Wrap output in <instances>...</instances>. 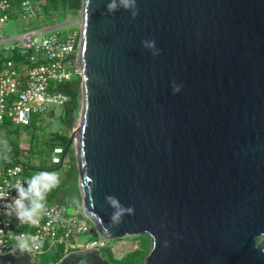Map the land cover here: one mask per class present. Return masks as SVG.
<instances>
[{
	"label": "water",
	"instance_id": "water-1",
	"mask_svg": "<svg viewBox=\"0 0 264 264\" xmlns=\"http://www.w3.org/2000/svg\"><path fill=\"white\" fill-rule=\"evenodd\" d=\"M108 2L80 0L73 22L79 109L61 155L81 214L108 240L146 235L143 264H264V0H136L135 17ZM107 195L134 214L110 224ZM46 264L114 263L78 248Z\"/></svg>",
	"mask_w": 264,
	"mask_h": 264
},
{
	"label": "built area",
	"instance_id": "built-area-1",
	"mask_svg": "<svg viewBox=\"0 0 264 264\" xmlns=\"http://www.w3.org/2000/svg\"><path fill=\"white\" fill-rule=\"evenodd\" d=\"M42 14L36 0H18L14 4L10 0H0V127L5 122L29 125L33 116L42 112L45 106L62 105L67 97L57 89L58 86L80 74L74 60L78 29L61 36L58 31L42 34L51 26L30 28L29 25L13 37L1 33V27L10 16L24 21L35 20ZM58 153L59 148L52 150L50 163L58 162ZM6 162L0 163V190L3 191H7L17 179H23L22 165ZM9 191L11 196L16 195L14 190ZM7 203V200L0 199V253L16 251V236L21 233L41 242L38 250L29 253L35 259L39 255L60 257L78 248L106 246L108 239L95 232L96 237L76 242L78 235L88 234V219L75 211L66 213L65 206L53 199L46 198V213L35 224H21L14 214H8Z\"/></svg>",
	"mask_w": 264,
	"mask_h": 264
},
{
	"label": "rangeland",
	"instance_id": "rangeland-1",
	"mask_svg": "<svg viewBox=\"0 0 264 264\" xmlns=\"http://www.w3.org/2000/svg\"><path fill=\"white\" fill-rule=\"evenodd\" d=\"M77 16L78 11L76 14L64 11L44 13L35 20L25 19L24 21L10 16L1 27V33L5 37H13L18 33L25 31L27 26L30 25V28L51 26L52 29L45 30L42 34L58 31L61 36H64L66 32L77 29L78 25L73 23L75 19H77ZM37 37L38 35L35 36V39H37ZM78 109L79 102L77 109L72 113L63 111V106L60 104H49L48 106H45V109L42 112L33 116L29 125L22 126L8 122L2 124L0 127V163H4L5 161L20 163L22 165L21 175L23 179L30 178L41 171L56 173L59 176V184L64 185L65 188H69L70 182L68 181V175L72 172L73 163L71 161L72 155L70 152L72 147L65 151L60 164H51L49 160L51 154L49 137L53 132H67V136H69L76 124ZM62 113L69 114V118L65 122H62ZM67 123L69 124V128L66 126ZM15 152H17V155L14 154ZM60 155L61 154L58 156L60 157ZM61 203L65 206L66 213H72L74 211L77 214L81 213L79 205H72L66 201ZM89 225L90 229L88 234L78 235L77 238H75L76 242H82L83 240L96 237L95 234H93L94 231L92 225L90 223ZM141 235L142 234L107 240L106 246L99 249V254L106 259L105 250L109 247L112 252L113 260H117L128 252L140 247L139 240ZM259 240V237L256 238L257 242ZM148 245L149 239L142 257H144L145 252L149 247ZM55 257V254H45L36 256V259L39 262L49 263L52 260H57Z\"/></svg>",
	"mask_w": 264,
	"mask_h": 264
},
{
	"label": "clouds",
	"instance_id": "clouds-1",
	"mask_svg": "<svg viewBox=\"0 0 264 264\" xmlns=\"http://www.w3.org/2000/svg\"><path fill=\"white\" fill-rule=\"evenodd\" d=\"M107 11L114 13L120 8L131 12L135 17L138 14L136 0H109L106 4ZM142 44L150 49H155L153 55L159 53V49L155 48L154 40L142 41ZM173 92H179L180 86L173 85ZM59 184V176L53 172L41 171L30 178L17 179L7 191L0 190V199H5L8 203L5 205L9 209V215H15V218L21 223H38V220L46 213V196L53 188ZM26 185V186H25ZM14 190L16 195L11 196L9 190ZM106 202L112 208L109 216V222L112 225H118L122 222L125 215H133L134 208L132 206L125 207L120 203L118 198L107 195ZM167 244V241H165ZM42 246L37 238L28 234H18L16 236L15 250L20 253H31L34 249Z\"/></svg>",
	"mask_w": 264,
	"mask_h": 264
},
{
	"label": "trees",
	"instance_id": "trees-1",
	"mask_svg": "<svg viewBox=\"0 0 264 264\" xmlns=\"http://www.w3.org/2000/svg\"><path fill=\"white\" fill-rule=\"evenodd\" d=\"M10 1L15 2L18 0H10ZM36 1L39 2V6L43 14L50 13V12H61V11L76 14L80 6V0H36ZM79 82H80V78L79 76L76 75L69 81L63 82L62 84L58 86L57 89L61 91L63 94H65L67 97V100L62 104L63 111L72 113L77 109L79 97H80ZM61 118H62V122H65L69 118V114L62 113ZM66 126L67 128H69L68 123L66 124ZM67 137H68L67 132H62V133L53 132L51 136L49 137V142L51 144V153L54 148H59L60 153H58L57 156L61 154L62 149L65 145V142L67 140ZM70 147L71 146H68L66 150L69 149ZM65 151L63 155H60V157L58 156L59 160L57 163H51V164H60L61 159L63 158L65 154ZM70 152L72 155L71 161L73 162L72 172L68 175V181L70 182V187L65 188L64 185L58 184L55 188H53L50 192L47 193L46 198L53 199L59 203L66 201L72 205L78 206L79 205V195H78V191L76 187V173H75V168H74L72 148L70 149ZM14 154L17 155V152H15ZM6 163L14 164V163H11L10 161H7ZM59 194H61L62 196L59 197L58 196ZM139 241H140L139 242L140 247L138 249L128 252L126 255L121 256L117 260H113V257L111 254L112 252L109 249V247H107L105 250L106 260L114 264H143L142 254L144 252V249H146L147 247L148 238L146 235L142 234L140 236ZM55 258L58 259V256H56ZM54 261L56 260H52L51 262H54ZM41 263L46 264V262H41Z\"/></svg>",
	"mask_w": 264,
	"mask_h": 264
},
{
	"label": "crops",
	"instance_id": "crops-1",
	"mask_svg": "<svg viewBox=\"0 0 264 264\" xmlns=\"http://www.w3.org/2000/svg\"><path fill=\"white\" fill-rule=\"evenodd\" d=\"M10 2H11V1H10ZM16 2H17V1H15V2H14V1H12L11 3H13V4H14V3H16ZM42 13H43V12H42ZM42 15H43V14H42ZM11 17H12V18H16V17H13V16H11ZM21 21H23V20H21ZM14 58H15V59H18V57H14Z\"/></svg>",
	"mask_w": 264,
	"mask_h": 264
},
{
	"label": "flooded vegetation",
	"instance_id": "flooded-vegetation-1",
	"mask_svg": "<svg viewBox=\"0 0 264 264\" xmlns=\"http://www.w3.org/2000/svg\"><path fill=\"white\" fill-rule=\"evenodd\" d=\"M58 196H59V197H61L62 195H61V194H59Z\"/></svg>",
	"mask_w": 264,
	"mask_h": 264
}]
</instances>
